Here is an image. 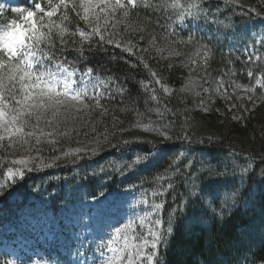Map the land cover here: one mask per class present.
<instances>
[{
    "label": "trees",
    "instance_id": "trees-1",
    "mask_svg": "<svg viewBox=\"0 0 264 264\" xmlns=\"http://www.w3.org/2000/svg\"><path fill=\"white\" fill-rule=\"evenodd\" d=\"M8 2L11 5H4L5 12L0 19L16 18L17 14L11 13L10 9L31 7L34 0H0L2 5ZM253 6L259 8L260 0H239L233 5L226 4L224 0H203L202 7L210 13L209 19L206 21L203 17H188L183 24L174 17L170 20L159 11L138 9L139 15L146 18V30L126 35V39L137 44L133 49L135 55L123 52L115 45L100 43L92 44L90 48L86 46L82 52L72 47L61 52L58 46L54 50L58 61L66 62L70 70L76 71L75 87L83 86L81 77L88 69H92L93 77L111 81L110 90L121 86L126 92L119 95L111 91L109 95L100 89L104 91L101 103L109 110V115L101 116L100 110L92 113L90 119L98 123L96 131L91 133L90 129H84L69 133L67 137L58 135V143L41 144L38 155L49 162L52 157H60L65 150L76 146L86 151L60 158L51 168L27 172L23 179L9 182L10 186L4 189L5 195L0 196V245L3 240L11 241L20 235L29 236L32 238L29 247L32 256H27L29 262L69 264L70 252L59 250L61 241L69 242V232L65 230L68 222L83 212H92L91 204L107 200L108 197L113 200L127 194L141 197V193L147 192L150 195L153 189L163 185L167 191L162 198L165 202L162 216L166 221L171 210H177V216L173 236L161 245L160 264H264V177L259 175L260 167L264 166V102L253 99L256 101L255 107L247 110L240 119H233L234 111H228L227 98L213 93L209 101V93L202 92L208 107V111H203L200 107L201 97L176 91L184 87L188 77V69L180 65L183 57L172 58L173 66L169 68L168 59H160L151 49L149 52L142 51L149 47L148 40L153 35L161 45L165 36L169 40H178L187 39L191 35L213 51L207 73H193L203 87L214 88L213 80L227 81L229 77L224 73L230 70L237 73L232 79L247 84L249 78L246 76L245 62L248 53L264 52L260 44L261 39H264V31L257 32L264 28V24L261 25L264 14L252 12L250 9ZM175 47L184 53L194 51L190 45L177 44ZM137 56L144 57L150 67L162 74L164 82L174 90L173 95L166 99L161 94V107L166 104L171 109L165 114L164 122H174L175 125L171 141L162 142L158 137L135 129L122 133L112 128L113 116L123 122L118 125V129L128 128L129 123L135 120L134 112H121V108L135 105L144 111L146 93L138 81L147 82L150 77ZM45 65L54 69L51 62L46 61ZM154 86L159 90L158 85ZM225 88L227 91L232 90L227 84ZM260 92L264 90H258L257 95ZM147 115L160 122L155 113ZM186 117L191 125L188 133L190 140L183 139L182 135L177 138L176 135L180 133ZM105 127L115 131V135L110 137V144H102L97 153L93 154L91 149L96 146L97 139L103 141ZM133 136H140L152 143L133 144L131 147L118 145L120 139ZM179 152H184L185 157L170 168ZM145 153L149 155L150 162L136 165L132 169L126 167L135 159L136 154ZM250 159L253 168L245 177L243 185L240 183L238 169L236 177L229 175L221 179L209 177L204 171L208 167L223 169L225 164L231 168L233 160L245 166ZM189 161L193 163V169L184 167ZM166 170L169 175L173 171L177 172L172 177L174 188L168 189L166 181L156 180ZM2 171H6V168L0 169ZM189 172L193 175L198 173L202 177L198 183L218 198L214 205L217 211L224 191L240 189L237 203L226 210L223 219L214 217L212 210L206 206L198 205L179 212L178 207L182 205L186 193L184 174ZM2 180L3 176L0 175ZM154 199L159 202L161 198ZM142 210L144 212L146 209L142 206ZM70 246H73L72 243L66 245V248ZM0 264L3 263L0 261Z\"/></svg>",
    "mask_w": 264,
    "mask_h": 264
},
{
    "label": "snow or ice",
    "instance_id": "snow-or-ice-1",
    "mask_svg": "<svg viewBox=\"0 0 264 264\" xmlns=\"http://www.w3.org/2000/svg\"><path fill=\"white\" fill-rule=\"evenodd\" d=\"M224 2L233 5L239 0ZM202 5L203 0H38V2L34 0L31 7L11 8L10 12L17 14V17L0 19V169L6 168V171L0 172L3 176V180L0 181V196L5 195L4 189L10 186L9 182L15 183L17 178L23 179L27 172L51 168L55 161L61 158L54 156L49 162H45V158L38 155L41 152L39 146L45 142L55 145L58 143L56 139L58 135L67 137L68 131L61 133L58 129L69 117L75 120L77 114L91 116L97 110H100L101 116H107L109 110L101 103L104 91L109 95L111 91L119 95L126 92L121 86L110 90L111 81L93 77L92 69H88L81 77L83 86L75 87L76 71L70 70L66 62L58 61L54 51L58 46L61 52L69 47L82 52L86 46L90 48L92 44L100 43L115 45L121 51L135 55L133 49L137 44L125 37L129 32L143 33L146 30V18L139 15L138 9L159 11L166 14L170 20L174 17L183 24L188 17L193 19L203 17L207 21L210 13L206 12ZM250 10L257 15L264 14V0H260L259 8L253 6ZM4 12V6L0 4V16ZM140 38L143 39V36ZM162 39L161 45L157 43L155 35L151 36L148 40L149 47L142 51L149 52L151 49L160 59H168L169 68L173 66L172 58L183 57L180 65L188 69V77L184 87L176 91L201 97L200 107L203 111H208V107L202 92L209 93V101L213 93L227 98L225 84L232 89L233 96L242 92L249 101L257 99L264 102V92L257 95L258 90H264V52L248 53L245 62L246 76L249 78L247 84L232 79L237 73L230 70L224 73L229 77L227 81L213 80L215 87L209 89L203 87L201 81L194 78L193 73L200 71L207 73L213 59L212 49L207 44L197 42L191 35L187 39L169 40L167 36ZM177 44L190 45L194 51L184 53L175 47ZM260 44L264 47V39H261ZM137 59L148 70L150 77L147 82L138 81L146 93L144 111H140L135 105L121 108V112H134L135 120L129 123L128 128L118 129V125L123 122L113 116L112 128L122 133L135 129L158 137L162 142L171 141L175 134V125L174 122H164L165 114L171 109L166 104L161 107L163 103L161 94L166 99L173 95L174 90L164 82L162 74L150 67L144 57L137 56ZM46 61L53 63L54 69L47 67ZM204 79L206 80L207 76ZM154 85H158L159 90ZM222 89L224 91H221ZM147 113H155L160 122L152 120ZM240 118L233 115V119ZM84 122L88 123L87 120ZM190 128L189 118L186 117L180 133L176 134L177 138L182 135L183 139L190 140L188 135ZM92 131H96L95 126ZM114 135L115 131H109L105 127L103 141L96 140V146L91 149L92 153H97L102 144H110V137ZM209 139L211 140V137ZM142 143L151 144L152 141H145L140 136L118 141L121 147ZM80 151L86 149L64 155H79ZM183 157L184 152L177 153L169 167L177 164ZM145 162H150L148 154H136L135 159L126 167L132 169ZM184 167L193 169L194 166L189 161ZM203 168L201 162V169ZM252 168L251 159L245 166H240L233 160L231 168L225 164L223 169L208 167L204 171L209 177L221 179L229 175L236 177L238 169L240 183L243 185ZM176 175V171L169 175L166 170L164 174L157 176L156 180L166 181L167 188L171 189L174 188L172 177ZM184 175L186 193L183 195L182 205L178 207L179 212L198 205L206 206L212 210L214 217L223 219L226 210L237 203L240 189L226 190L222 193L223 199L217 211L214 205L218 198L211 190L198 183L202 177L191 172ZM259 175L264 177V166L260 167ZM166 191L167 189L160 185L153 189L150 195L147 192L141 193L137 206L142 205L146 210L143 215L137 213L135 219H129L121 226H114V231L106 244L100 248L101 256L104 255L105 248L111 253L102 264H160L161 245L167 242L168 237L173 236L177 216V210L169 211L166 221L162 216L165 210L162 198ZM156 197L161 198L159 202L154 199ZM119 211V207L114 205L113 212Z\"/></svg>",
    "mask_w": 264,
    "mask_h": 264
},
{
    "label": "rangeland",
    "instance_id": "rangeland-1",
    "mask_svg": "<svg viewBox=\"0 0 264 264\" xmlns=\"http://www.w3.org/2000/svg\"><path fill=\"white\" fill-rule=\"evenodd\" d=\"M4 5L10 6L11 4L8 2L3 3ZM263 24L264 22L261 23V25ZM261 31H264V28L259 29L257 32ZM227 92V100L229 101L227 108L228 111H234L233 115L241 117L247 110H252L256 105V101H249L242 92H238L236 96L232 95V90ZM247 105H249V108ZM97 118L100 120L99 117ZM85 120L88 123H85ZM97 124V121L91 120L90 116H83L81 113L77 114L75 120L69 117L64 124L60 125L58 131L61 133L64 131L73 133L90 129V132L94 133L92 128L93 126L96 127ZM78 150H81L80 146L67 149L64 153H75ZM60 157L64 158L65 155L63 154ZM139 199V196L127 194L122 197L118 196L114 200L108 197L107 200L91 204L92 212H83L73 221L67 223L65 230L69 232V242L61 241L59 250L70 252V264H102L103 260L111 253L105 248L104 255L101 256L100 248L106 244L114 231V226H121L123 223H127L129 219H135L137 213L143 215L142 205L137 206ZM114 205L119 207V213L113 212ZM69 243H72L73 246L67 249L66 245H69ZM31 245L32 238H29V236L20 235L11 241L3 240V244L0 245V261L3 264H34L27 259L28 255L32 256V252L29 249ZM83 245L86 246L84 252Z\"/></svg>",
    "mask_w": 264,
    "mask_h": 264
}]
</instances>
